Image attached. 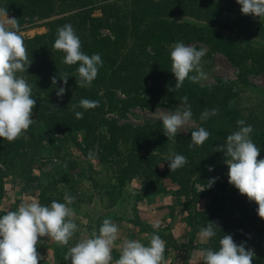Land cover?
Returning <instances> with one entry per match:
<instances>
[{
	"label": "trees",
	"instance_id": "obj_1",
	"mask_svg": "<svg viewBox=\"0 0 264 264\" xmlns=\"http://www.w3.org/2000/svg\"><path fill=\"white\" fill-rule=\"evenodd\" d=\"M90 3L89 0L9 2L19 23L33 16H63L48 22L47 33L24 39L32 62L27 71L19 75L31 85L32 97L37 101L33 123L13 142L0 139V163L11 168L17 159L25 161L28 171L24 183L37 182L40 175L33 172L32 166L35 158L40 157L44 142L52 145L54 141L77 142L79 138L99 163L119 165L118 184H124L126 177L131 176L128 174L138 170L146 183L158 187L148 194L167 193L162 188L166 187L163 180H167L178 187L173 194L182 196L185 205L192 206L199 199L203 200L201 209L193 206L185 216L190 227L189 243L208 221L215 222L221 231L217 229L216 236L202 243L200 248L218 250L219 239L230 234L237 244L243 242L254 250L252 264H264V220L258 217L255 202L248 201L228 184L224 153L215 151L228 135L238 130L236 122L242 119L253 128L250 137L261 149L258 159L264 158V108L239 106L240 93L246 85L247 62L252 60L250 64L258 66L264 74V45L258 49L250 47L251 53L242 47L239 41L250 30L248 23L216 0H112L98 7L99 14L93 13L94 7L87 6ZM70 22L81 41V51L89 56L98 53L103 61L89 87L81 88L76 84L79 64L65 65L62 63L64 53L53 48L58 27ZM260 38L264 42V37ZM195 40L208 43L238 66L235 79H218L211 85H199L189 78L180 89L169 91L175 78L170 72L171 60L164 46ZM65 73L69 77L67 85H62L59 78ZM53 76H57L56 85L51 83ZM61 86L65 87V93L58 97L56 92ZM117 91L126 94V99L120 98ZM131 93L135 95L131 97ZM184 96L191 105L196 126L185 134H178L176 142L167 141L160 123L131 125L105 116L122 102L150 106L155 101L157 106L177 109L182 107ZM82 99L99 103L91 109L77 107L74 111L72 105H78ZM205 108L218 109V115L202 123L199 116ZM77 111L83 113L82 119L76 118ZM199 127H204L210 136L203 145L190 149L191 132ZM173 153L187 159L176 171L168 168L167 158ZM209 166L212 171L208 170ZM35 168L39 170L40 166ZM212 178L216 180L211 188L202 192L196 189ZM54 200L52 195L42 194L38 202L44 206ZM14 210H1L0 216ZM139 218L135 213L130 222L134 226L145 223L151 226ZM158 229L162 234L166 232L163 227ZM95 232L98 233V229Z\"/></svg>",
	"mask_w": 264,
	"mask_h": 264
},
{
	"label": "clouds",
	"instance_id": "obj_2",
	"mask_svg": "<svg viewBox=\"0 0 264 264\" xmlns=\"http://www.w3.org/2000/svg\"><path fill=\"white\" fill-rule=\"evenodd\" d=\"M242 15L264 17V0H236ZM21 26L15 17H9L6 8H0V139L13 142L27 132L33 123V109L36 100L32 97V87L26 79L19 75L25 73L31 64L24 38L20 34ZM53 48L64 53L62 63L68 66L79 64L76 69V84L81 88L91 86L98 75L103 61L100 54L91 56L81 51V41L71 24H65L57 29V38ZM206 52L203 48L176 42L171 46V73L175 84L168 90L180 89L186 79L193 81L203 79L206 73L201 64ZM196 75L190 77L189 74ZM69 75L59 78L62 85H67ZM52 85L57 84V76L51 77ZM65 87L61 86L56 95L63 96ZM187 96L181 98L182 107L173 113H161L162 131L167 141H175L181 129L193 123L191 105ZM98 101L82 99L77 107L91 109L98 106ZM57 109L54 105H51ZM218 115V109L205 108L199 116L202 123L211 116ZM78 119L83 118L82 112H75ZM238 130L226 137L220 143L216 152L224 153V163L227 165V182L235 187L240 195L257 205L256 213L264 220V158L258 159L260 147L250 137L253 132L251 125L244 120H237ZM210 133L199 127L191 132L189 148L203 145ZM93 154L89 153L91 157ZM170 171H176L187 163L183 155L173 153L167 158ZM163 167V164L160 165ZM212 171V166H209ZM216 178L209 179L202 192L212 187ZM64 203L52 201L43 206L39 202L21 203L14 211H8L0 216V264H39L41 256L37 251L40 238L51 239L58 246H67L74 233L78 230L73 217L75 211L69 207L75 202V197L68 193L64 195ZM159 223L153 224L159 228ZM220 228L215 222L208 221L198 233L201 242H208L216 236ZM119 228L110 219H104L98 233L93 232L90 238L82 239L68 248L64 259L69 264H112V249L118 238ZM120 255L115 264H165V241L157 234H152L148 245L139 240H124L120 244ZM197 264H252L255 252L247 248L245 243L237 244L232 235L224 234L219 239L218 250L210 247L198 249L194 254Z\"/></svg>",
	"mask_w": 264,
	"mask_h": 264
},
{
	"label": "rangeland",
	"instance_id": "obj_3",
	"mask_svg": "<svg viewBox=\"0 0 264 264\" xmlns=\"http://www.w3.org/2000/svg\"><path fill=\"white\" fill-rule=\"evenodd\" d=\"M10 1L11 0H0V8L5 7L10 18L15 17L19 20L18 17L13 15V10L8 6ZM89 1L92 3L87 4V6L94 7L93 13L99 14L98 7L104 2L112 0ZM216 1L223 4L225 8H230V10L234 11L236 15L241 16L246 23H248L250 30L248 29L246 36L239 41L242 47H245V49L251 53L252 50L250 47L258 49L264 45V42H262L263 39L260 38L264 37V17L258 18L252 15H242L240 12L241 6L236 3V0ZM61 16H63V14L42 18L38 16L27 17L20 23V34L24 39L36 34H45L50 29L48 22ZM69 24L74 26L71 22ZM174 43L175 42L168 43L164 46L166 55L170 56L171 46ZM183 43L193 46L197 50L203 48L206 52L201 61L206 77L195 80V83L199 85H211L218 79H235L238 66L229 61L224 53L202 40ZM250 61L252 60L247 62L248 67L245 72L246 85L242 87L239 106L264 108V74L259 70L258 66L252 63L250 64ZM195 75V72L189 74L190 77ZM117 92L120 98L126 99V94L120 93L119 91ZM134 95V93H131V97ZM157 105L155 101L150 106H140L139 104L122 102L113 106L114 108L108 111L105 116L119 123H128L131 125H143L148 122L162 124V121L159 120L160 114L173 113L176 109ZM195 126L196 122L193 119V123L181 129V132L178 134H185ZM78 139L77 142L70 141L66 143L63 141H54L52 145L50 144L51 142H44L45 147L41 150L40 157L35 158L32 166L33 172L40 175L39 181L37 182L24 183L23 178L27 176L26 173L28 171V166L25 161L17 159L11 168H6L0 163V211L13 208L17 209L21 203L37 202L42 194L52 195L55 201L60 203L65 202V193L75 197V202L70 204L69 207L73 208L75 211L73 220L77 224L78 230L74 233L68 245L64 247L58 246L52 240L44 242L40 240L37 251L41 255V258L49 259L57 253V255L54 256L56 259H64L68 248L74 246L80 240L88 238L96 229L99 230L104 219L111 220L112 216L118 218L127 216V218L130 217L131 219L132 215L135 213L144 221H148L151 226H148L146 223L137 226L130 225L127 236H124L122 232L123 229L119 227V233L123 237L121 238L120 236L119 238L121 242L124 240H139L141 243L148 245L151 235L155 233L157 235H163L166 243L171 244L174 248L179 247L188 250L192 246H196V250L201 249L200 245L204 242H201L199 239V232L193 235L194 244L187 242L179 244V242H176L174 236L166 232L162 234L152 226L154 223L158 222L161 223V225L167 223L165 225L169 227L168 223L171 222V228L172 226L176 227L181 233L187 235L188 232L189 235L190 227L185 221V216L188 215L189 209H192L193 206L201 209L204 203L203 200L199 199L196 204L193 203L192 206L185 205L182 196L173 194L178 187L171 185L167 180H163L166 187L162 188L168 191L164 194L172 196L171 199L173 204H170L168 209H164L163 212H159L165 214L163 216L159 213H157L155 217L143 214L142 212H147L145 206L148 204L147 200L149 197L156 195L148 193L158 187H152L151 183H146V180L137 172L138 170L131 171L130 174H128L131 176L126 177L124 184H118L117 177H119V165L116 163L111 165L99 163L96 156H89V153L92 152L86 150L83 143L79 142ZM51 146H53L52 149H50ZM37 165L40 166L39 170L35 168ZM197 186L196 189L199 190L200 186ZM32 187L34 188L33 190L30 189ZM47 205H50V203H46L44 206ZM186 206L187 209L185 208ZM130 211H133L132 214ZM151 214L152 211L150 212V215ZM3 215L4 214L1 216ZM167 218H170L169 222ZM162 219L163 222H159ZM162 227L164 228L165 226ZM134 230H136V232ZM188 252H190L188 258L196 261L194 257H190L192 251L189 250ZM112 255L114 256V254ZM113 259V264H115L116 257L114 256ZM189 259L186 260L187 264H191ZM172 263L173 261L169 262V264Z\"/></svg>",
	"mask_w": 264,
	"mask_h": 264
},
{
	"label": "crops",
	"instance_id": "obj_4",
	"mask_svg": "<svg viewBox=\"0 0 264 264\" xmlns=\"http://www.w3.org/2000/svg\"><path fill=\"white\" fill-rule=\"evenodd\" d=\"M30 189L33 190L34 188L32 187ZM171 198H172L171 195H167V194H164V193L163 194H156V195H153V196L149 197V199L147 200L148 201V204L146 203L147 205L145 206V210L147 212H142V213L143 214H146L148 216L155 217L157 215V213L163 212L164 209H168V207L170 206V204H173V201H172ZM161 200H163L164 202L161 201ZM37 202H38V200H37ZM161 202H163V203H161ZM151 211H152V214H154V215H152V214L150 215V212ZM159 214H161L162 216L165 215L163 213H159ZM111 218H112L111 221L113 223H115L118 226V228L121 227V229H123L122 232H123L124 236H127L128 235V228L130 227V225L131 226H134L130 222V218H127V217H123V218L111 217ZM169 219L170 218H167L168 222H169ZM159 222H163V219L160 220ZM170 223L171 222L168 223L169 224L168 225L169 227H167L165 225L167 223H165L163 225H161V223H159L160 224V228H162V226H165L164 228H165L166 232L168 234H171L172 236H174L176 242H179V244H182L183 242L189 243L188 239L190 237H188L189 236L188 235V232L186 231L187 232V235H185L184 233H181V231L179 229H177L176 227H173L172 226V228H171L170 227ZM185 225H187V224H185ZM156 229H158V228H156ZM134 231L136 232V230H134ZM158 231H159V229H158ZM120 236H121V234L119 233L118 234V238L116 240L117 242H116L115 246L113 247L112 253H111V255L114 254V256L116 257V259H118L119 258V255H120V253H119L120 252V249H118V248H120L119 246L122 243L119 240ZM160 237H161V239H163L165 241L164 236H160ZM121 238H123V237L121 236ZM40 240L42 242H44V241H49L51 239H47V238L42 237V239L40 238ZM191 243L194 244V240H192ZM196 249H197L196 246L195 247L192 246L188 250H185V249H182V248H179V247L178 248H174V247L171 246V244H168L165 241V252H164L165 264H169V262H172V261H173L172 264H187L186 263V260L189 259L188 258V254L190 253L188 251L189 250L192 251V253L190 254V257L192 256V258H193L194 257L193 254L197 251ZM54 256H56V253L54 254ZM54 256H51L49 259L48 258H46V259L41 258V260L39 261V264H66V263L69 264V261L66 262L65 259L59 260V258L56 259ZM114 256L112 255V264L114 262V259H113ZM190 263L191 264H197V261L190 260Z\"/></svg>",
	"mask_w": 264,
	"mask_h": 264
}]
</instances>
